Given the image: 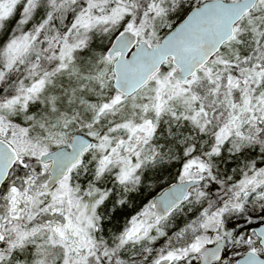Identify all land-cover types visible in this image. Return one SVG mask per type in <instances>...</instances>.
Segmentation results:
<instances>
[{
  "label": "snow or ice",
  "instance_id": "1",
  "mask_svg": "<svg viewBox=\"0 0 264 264\" xmlns=\"http://www.w3.org/2000/svg\"><path fill=\"white\" fill-rule=\"evenodd\" d=\"M0 264H264V0H0Z\"/></svg>",
  "mask_w": 264,
  "mask_h": 264
}]
</instances>
